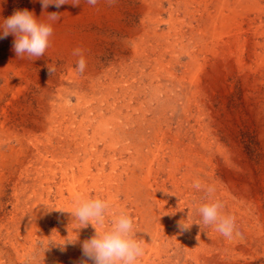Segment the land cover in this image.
Returning <instances> with one entry per match:
<instances>
[{
    "label": "rangeland",
    "instance_id": "1",
    "mask_svg": "<svg viewBox=\"0 0 264 264\" xmlns=\"http://www.w3.org/2000/svg\"><path fill=\"white\" fill-rule=\"evenodd\" d=\"M167 1L68 0L45 9L41 0H0V24L28 9L53 28L39 59L17 57L14 35L0 38V264H78L94 226L102 232L122 212L142 241L137 264H264V10L250 5L236 18L241 28L218 41L204 22L225 0H169L174 10L180 5L173 15ZM52 12L60 19L48 21ZM99 108L103 117L93 123ZM68 126L70 136L86 127L87 137L77 136L69 156L47 153ZM112 128L117 144L100 146L106 161L97 174L93 142ZM208 188L241 235L229 240L203 226L197 209L210 202ZM83 197L107 200L103 224L80 228L71 216Z\"/></svg>",
    "mask_w": 264,
    "mask_h": 264
},
{
    "label": "clouds",
    "instance_id": "2",
    "mask_svg": "<svg viewBox=\"0 0 264 264\" xmlns=\"http://www.w3.org/2000/svg\"><path fill=\"white\" fill-rule=\"evenodd\" d=\"M98 0H87V3L95 6ZM111 2V0H110ZM68 3V0H41L42 6L47 9L50 4L57 8ZM79 5V4H74ZM60 19L59 13H48V21L55 22ZM9 34L14 35L13 50L17 57L25 54L29 58L39 59L44 56L50 44L53 34L51 23H46L37 18L34 12L28 9L16 10L11 16L3 19L0 24V38ZM74 55H80L79 49ZM86 62L81 57L77 62V71L83 73ZM51 70H49V73ZM193 188L201 190L199 182H195ZM206 199L210 202L202 204L197 211L202 218L205 227L212 226L226 239H233L241 233L236 229L235 217L222 215L224 204L212 197L214 189L208 188ZM109 204L101 198L83 197L77 201L76 207L71 211V216L80 224V228L87 227L93 222L103 224L108 214ZM62 211V210H58ZM200 226V225H199ZM181 230L188 226L180 223ZM82 243L83 258L78 264H137V260L143 256L142 241L137 238L133 219L127 213H120L110 221V226L102 232H98ZM77 240V239H76Z\"/></svg>",
    "mask_w": 264,
    "mask_h": 264
},
{
    "label": "bare ground",
    "instance_id": "3",
    "mask_svg": "<svg viewBox=\"0 0 264 264\" xmlns=\"http://www.w3.org/2000/svg\"><path fill=\"white\" fill-rule=\"evenodd\" d=\"M169 1V0H168ZM167 1V2H168ZM212 1V0H211ZM184 2V1H183ZM183 2H181V3H183ZM220 2V1H219ZM179 3V2H178ZM216 3H218V2H215V5H216ZM233 3H234V9L232 10L231 8H232V5H231V3H230V1L229 0H225L224 2H220L218 5H217V14L216 15H214V16H212V15H209V16H207L208 18H206V20H205V22H204V24L206 25V34H208L209 36H212V37H214V39H216V40H218L219 41V39H222L221 37L222 36H224L227 32H228V30H230V28H231V26H232V28L234 27V26H236V24H237V26H238V28L240 29L241 28V26H242V22L241 23H239V22H237L238 20L236 19V18H238L237 16L238 15H240L241 14V12L242 13H244L247 9H249V7H250V5H252V6H254L257 10H258V12H259V14H262L263 13V11L262 10H264V8L263 7H261L260 5H258V3L256 2V0H233ZM160 5V4H159ZM178 5V4H177ZM180 6V5H179ZM179 6H177L178 7V9L175 11L172 7V3H171V1H169V11H167V12H170V14L171 15H173L174 14V12H178L179 11ZM184 6H185V8H186V3H184ZM213 6V5H212ZM158 12L159 13H164V11H166V10H164L163 8H162V5H160V6H158ZM184 11H186V10H184ZM225 11H227L228 12V14H225L224 12ZM190 16V15H189ZM262 16V15H261ZM202 17V16H201ZM200 17V18H201ZM201 22H202V20H200ZM251 22L253 21V20H250ZM236 30H237V28H235ZM232 36V35H231ZM230 44V43H229ZM200 73V72H199ZM193 74V73H192ZM190 76V75H189ZM171 79V78H170ZM195 80V75H192L191 76V79L190 80ZM98 80V79H97ZM193 80V81H194ZM95 81V80H94ZM193 81H190L191 83L193 82ZM176 82V81H175ZM189 82V84H191ZM62 83V82H61ZM64 83L65 82H63V84L61 85L62 87L64 86ZM180 83V82H179ZM66 84H68L67 82H66ZM100 85V84H99ZM96 86L97 87H99L97 84H96ZM95 86V87H96ZM177 86V85H176ZM179 86V85H178ZM177 86V87H178ZM188 85H186V88L185 87H183V88H185V90L186 91H190V89H188V87H187ZM190 86V85H189ZM96 87V88H97ZM114 87V86H113ZM195 87V86H194ZM95 88V89H96ZM100 88V87H99ZM180 89V88H179ZM94 90V89H93ZM107 90H109V89H107ZM59 91V90H58ZM87 91V90H86ZM92 91V90H91ZM94 92V91H93ZM108 92H110V91H108ZM58 94V93H57ZM90 94H91V92H90ZM55 95H56V92H55ZM79 98H82V97H85L84 95H83V92L81 91L79 94ZM86 95V94H85ZM110 95V94H109ZM187 95V94H186ZM81 96V97H80ZM94 96H97L95 93H94ZM178 96V95H177ZM55 97V96H54ZM53 97V98H54ZM99 97V96H98ZM112 97V96H111ZM117 97V96H116ZM179 97V96H178ZM178 97H176V98H178ZM93 98V97H92ZM102 98V97H101ZM181 98V97H180ZM88 99V98H87ZM123 99V98H122ZM92 101V100H91ZM178 102V101H177ZM175 103V102H174ZM100 105V104H99ZM128 105V104H127ZM126 105V106H127ZM130 105V104H129ZM171 105V104H170ZM111 107V106H110ZM128 107V106H127ZM56 109H58V108H56ZM59 110V109H58ZM89 110V109H88ZM88 110H86V111H88ZM97 110V109H96ZM103 110V109H102ZM102 110L99 108L98 109V111H96V114L95 115H93L94 117L92 118V121H93V123H94V121H99V118H102L103 117V114H102ZM132 110V109H131ZM63 111H64V109H63ZM90 112H92L91 110H89ZM111 111V110H110ZM173 111V110H172ZM61 112V111H60ZM107 112V111H106ZM55 113H56V111H55ZM63 114V113H62ZM86 114H88V112L86 113ZM143 114V113H142ZM141 114V115H142ZM50 115H54V114H50ZM58 115V114H57ZM124 115V114H123ZM63 116V115H62ZM130 116V115H129ZM62 118V117H61ZM86 118L88 119V115L86 116ZM63 119V118H62ZM61 119V120H62ZM66 119V118H65ZM72 119V118H71ZM127 119V118H126ZM48 120V119H47ZM68 120V119H67ZM64 121L65 123H70L69 121ZM73 120H74V117H73ZM108 120V119H107ZM106 120V121H107ZM136 120V119H135ZM59 121V120H58ZM96 121V122H97ZM101 121H102V119H101ZM112 121V120H111ZM82 122H83V120H82ZM89 122H91V121H89ZM95 122V123H96ZM122 122H124V121H122ZM55 122H52L51 120H50V127L54 124ZM74 123V122H73ZM80 123V122H79ZM102 123V122H101ZM108 123V122H107ZM110 123V122H109ZM64 124V123H63ZM103 124H104V121H103ZM103 124H101V125H103ZM139 124V123H138ZM60 125H62V124H60ZM82 125H84V124H82ZM100 125V124H99ZM105 125V124H104ZM160 125V124H159ZM106 126V125H105ZM108 126H109V124H108ZM60 127V126H59ZM80 127V126H79ZM87 127H89V125L87 126ZM90 127H91V124H90ZM89 127V128H90ZM54 128V126L52 127V129ZM74 128V127H73ZM99 128H101V126H99ZM98 128V129H99ZM104 128V127H103ZM117 128V127H116ZM58 130H59V128H57ZM63 129V128H62ZM65 129V128H64ZM96 129V128H95ZM150 129V128H149ZM170 129V128H169ZM87 130L88 129H86V127L85 128H78L77 129V131H75V133H73L72 134V136H70V132H74V129H72L70 126H68L67 127V129L65 130V132H67L68 134L66 135V133L64 132V134L66 135L65 137H63V138H59V139H57V144H59L60 146L59 147H54V146H52V144L50 143L47 147H46V151H47V153H50L52 150H58L59 152V154H62V155H67V156H69L68 154V150L69 149H71V145H72V143L74 142V140L77 138V136H80L81 138H84V137H87ZM91 130V129H90ZM102 130V129H101ZM96 131V130H95ZM98 131H100V130H98ZM103 131V130H102ZM104 131L106 132V136H108L107 138H109L110 140V142H107V138H103V139H101L100 141H95V142H93L94 143V145L92 146V154L93 155H95V156H93V157H96V159H95V161H94V163H92V167L93 168H95V170H96V173L97 174H102L103 172H104V164H103V162H105L104 160H103V162H102V154H103V152L105 151V150H103L102 151V149L100 150V146L102 145L103 147H107V146H112L114 143L115 144H117L116 143V140H117V136L115 135V128H112V129H104ZM119 131V130H118ZM160 131V130H159ZM61 132V131H60ZM59 132V133H60ZM104 132V133H105ZM122 132V131H121ZM133 132V131H132ZM140 132V131H139ZM168 132V131H167ZM102 133V132H101ZM62 134V133H61ZM99 134V133H98ZM92 135H94L93 133H92ZM101 135V134H100ZM122 135V134H121ZM172 135V134H171ZM60 136V135H59ZM102 136V135H101ZM124 136V135H123ZM100 137V136H99ZM105 137V136H104ZM121 137V136H120ZM142 138V137H141ZM147 138V137H146ZM120 139V138H119ZM124 139V138H123ZM80 140H82V139H80ZM126 139H124V141H125ZM141 140V139H140ZM38 141V140H37ZM94 141V140H93ZM164 141V140H163ZM89 143L90 142H92V141H88ZM87 142V143H88ZM126 142V141H125ZM155 142V141H154ZM40 143V142H39ZM99 143H101L100 145H99ZM119 143H121V142H119ZM162 143V142H161ZM81 144V143H80ZM130 144V143H129ZM128 144V145H129ZM141 144V143H140ZM142 144H143V142H142ZM182 144V143H181ZM41 145V144H40ZM82 145H86V144H82ZM92 145V144H91ZM91 145H90V148H91ZM127 145V144H126ZM127 145V146H128ZM138 145V144H137ZM149 145V144H148ZM162 145V144H161ZM166 145V144H165ZM176 145V144H175ZM180 145V144H179ZM178 145V146H179ZM77 146V145H76ZM130 146V145H129ZM142 146V145H141ZM174 146V145H173ZM178 146H177V148H178ZM73 147V146H72ZM81 147V146H80ZM86 147V146H85ZM124 147V146H123ZM134 147H136L135 145H134ZM139 147V146H138ZM165 147V146H164ZM41 147H39V149H40ZM116 148V147H115ZM133 148V147H132ZM148 148V147H147ZM172 148V147H171ZM181 148V147H180ZM82 149V148H81ZM80 149V150H81ZM109 149V148H108ZM107 149V150H108ZM142 149V148H141ZM150 149V148H149ZM75 150H77V149H75ZM119 150V149H118ZM126 150V149H125ZM135 150V149H134ZM162 150V149H161ZM74 151V150H73ZM82 151V150H81ZM116 151V150H115ZM114 151V152H115ZM139 151H141V150H139ZM151 151V150H150ZM41 152V151H40ZM53 152V151H52ZM54 152H57V151H54ZM85 152V151H84ZM119 152V151H118ZM144 152V151H143ZM46 153V152H45ZM68 153V154H67ZM75 153H76V151H75ZM109 153V152H108ZM185 153V152H184ZM43 154H44V152H43ZM79 153H77V155H78ZM84 154V153H83ZM107 154V153H106ZM130 154V153H129ZM145 154V153H144ZM35 156H37V158L40 156L41 157V154L40 153H36V154H34ZM61 155V156H62ZM172 155V154H171ZM66 156V157H67ZM84 156V155H83ZM92 156V155H91ZM113 156H114V154H113ZM132 156V155H131ZM165 156V155H164ZM150 157V156H149ZM55 158H60V157H55ZM62 158V157H61ZM72 158V157H71ZM80 158V157H79ZM118 158H119V156H118ZM133 158V157H132ZM39 159V158H38ZM114 159V158H113ZM131 159V158H130ZM134 159V158H133ZM140 159V158H139ZM173 159V158H172ZM56 160V159H55ZM71 160V161H70ZM69 161H70V163L69 164H71V166L74 168V164H77V161H75V159H74V161H72V159H70ZM126 160H127V158H126ZM132 160V159H131ZM164 160V159H163ZM40 161V160H39ZM57 161V160H56ZM60 160H58L57 162H59ZM68 161V162H69ZM110 161V160H109ZM152 161V160H151ZM116 162V161H115ZM131 162V161H130ZM129 162V163H130ZM143 162V161H142ZM169 162V161H168ZM88 163H90V162H88ZM113 163V162H112ZM141 163V162H140ZM144 163V162H143ZM114 164V163H113ZM179 164H181L180 162H179ZM78 165V164H77ZM115 165V164H114ZM122 165V164H121ZM132 165H133V163H132ZM140 165H142V164H140ZM151 165V164H150ZM149 165V166H150ZM107 166V165H106ZM125 166V165H124ZM123 166V167H124ZM50 167V166H49ZM69 167V166H68ZM114 167V166H113ZM128 167V166H127ZM152 167V166H151ZM63 168H64V166H63ZM67 168V167H66ZM65 168V169H66ZM150 168V167H149ZM157 168H160V167H157ZM64 169V170H65ZM135 169V168H134ZM142 169V168H141ZM68 170V169H67ZM90 170V169H89ZM128 170H130V171H132L133 170V168L132 169H128ZM158 170V169H157ZM160 170V169H159ZM185 170V169H184ZM88 171V170H87ZM143 171V170H142ZM153 171H155V170H153ZM152 171V172H153ZM171 171V170H170ZM189 171V170H188ZM120 172H122V171H120ZM136 172V174L138 175V172L137 171H135ZM151 172V171H150ZM156 172V171H155ZM86 173V172H85ZM119 173V172H118ZM125 173V172H124ZM163 173H165L164 171H163ZM75 172H74V169H72V174L70 173V175L72 176V177H75ZM155 174V173H154ZM160 174V173H159ZM169 174V173H168ZM69 174L68 173H63V176H68ZM116 175V174H115ZM122 175V174H121ZM137 175H135V176H137ZM167 175V174H166ZM94 176V175H93ZM101 176V175H100ZM130 176V175H129ZM155 176H156V174H155ZM154 176V177H155ZM78 177V176H77ZM147 177V176H146ZM150 177V176H149ZM168 177V176H167ZM76 178V177H75ZM116 178V177H115ZM119 178V177H118ZM128 178H130V177H128ZM132 178V177H131ZM131 178H130V181H131ZM137 179H138V177H136ZM136 178H133L134 180L136 179ZM152 178V177H151ZM170 178H171V173H170ZM173 178V177H172ZM147 179V178H146ZM41 180V179H40ZM150 180V179H149ZM158 180V179H157ZM119 181V180H118ZM124 181V180H123ZM123 181H121V182H123ZM139 181H141V180H139ZM146 181V180H145ZM144 181V182H145ZM147 182V181H146ZM82 183H84V182H82ZM139 183V182H138ZM154 183V182H153ZM126 184H127V182H126ZM140 185L142 184L141 182L139 183ZM147 184V183H146ZM148 185H149V182H148ZM119 186V185H118ZM117 186V187H118ZM155 187H157L156 185H155ZM141 188V187H140ZM145 188V187H144ZM147 188H149V187H147ZM150 188H152V187H150ZM98 189V188H97ZM158 189V188H157ZM163 189V188H162ZM85 190V189H84ZM126 190V189H125ZM128 190V189H127ZM135 190H137L136 188H135ZM142 190V189H141ZM140 190V191H141ZM61 191V190H60ZM108 191V190H107ZM145 191H147V190H145ZM163 191V190H162ZM72 192V191H71ZM129 192V191H128ZM135 192V191H134ZM136 192H138V191H136ZM165 192V191H164ZM191 192V191H190ZM141 193V192H140ZM166 193V192H165ZM200 193V192H199ZM121 194V193H120ZM129 194V193H128ZM147 194V193H146ZM150 194V193H149ZM153 194V193H152ZM164 194V193H163ZM132 195V194H131ZM148 195V194H147ZM137 196V195H136ZM154 196H156V195H154ZM78 197V196H77ZM95 197V196H94ZM139 197V196H138ZM148 197H149V195H148ZM153 197V196H152ZM175 197V196H174ZM140 198V197H139ZM158 198V197H157ZM162 198V197H161ZM151 199H153V198H151ZM155 199V198H154ZM133 200V199H132ZM144 200V199H143ZM168 200V199H167ZM152 201V200H151ZM160 201H161V199H160ZM177 201V200H176ZM187 201V200H186ZM158 202V201H157ZM162 202V201H161ZM164 202V201H163ZM163 202H162V205H160L159 203V205H160V207L162 206V208H164L163 207ZM170 202V201H169ZM181 202V201H180ZM134 203V202H133ZM153 204V203H152ZM176 204H178L177 202H176ZM158 205V206H159ZM168 205H169V203H168ZM179 206V205H178ZM182 206V205H181ZM152 207H154V206H152ZM157 207V206H156ZM170 207V206H169ZM192 207V206H191ZM171 208H173V207H171ZM165 209V208H164ZM163 209V210H164ZM175 209V208H174ZM177 209V208H176ZM179 209H181V208H179ZM185 209V208H184ZM145 210V209H144ZM157 210V209H156ZM169 210V209H168ZM171 210V209H170ZM192 210V209H191ZM138 211V210H137ZM152 211V210H151ZM180 211V210H179ZM166 213V212H165ZM136 214H137V212H136ZM156 214V213H155ZM179 214V213H178ZM172 215V214H171ZM187 215V214H186ZM190 215V214H189ZM192 215V214H191ZM151 216V215H150ZM145 217V216H144ZM188 217V216H187ZM188 218H190V217H188ZM199 219V218H198ZM201 219V218H200ZM143 222V221H142ZM193 224V223H192ZM137 225V224H136ZM176 225V224H175ZM99 227V226H98ZM189 227H191V226H189ZM194 229V228H193ZM192 228L190 229L191 231L193 230ZM142 230V229H141ZM144 230H146V229H144ZM175 230V229H174ZM189 230V229H188ZM139 231V230H138ZM187 231V230H186ZM144 234V233H143ZM173 234V233H172ZM183 234V233H182ZM181 234V235H182ZM187 234V233H186ZM155 235V234H154ZM140 237H141V235H140ZM199 237V236H198ZM141 239V238H140ZM139 239V240H140ZM145 239V238H144ZM220 239V238H219ZM191 240V239H190ZM162 242H163V240H162ZM144 244H145V242H143ZM152 243V242H151ZM174 243V242H173ZM143 244V245H144ZM210 262V261H209ZM213 262V261H212Z\"/></svg>",
    "mask_w": 264,
    "mask_h": 264
}]
</instances>
